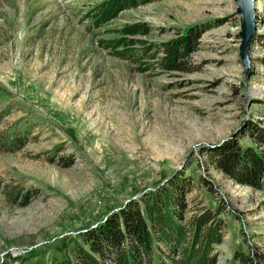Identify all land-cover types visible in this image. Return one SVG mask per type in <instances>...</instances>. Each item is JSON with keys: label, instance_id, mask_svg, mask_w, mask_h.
Instances as JSON below:
<instances>
[{"label": "rangeland", "instance_id": "374dc122", "mask_svg": "<svg viewBox=\"0 0 264 264\" xmlns=\"http://www.w3.org/2000/svg\"><path fill=\"white\" fill-rule=\"evenodd\" d=\"M102 1L0 0V264L59 263L63 243L86 247L87 231L180 178L175 221L206 208L221 220L211 264H264V187L216 165L224 145L260 148L264 0L247 74L233 0H145L97 25ZM192 27L185 69L163 68L160 44ZM176 246L155 235L142 261L173 264Z\"/></svg>", "mask_w": 264, "mask_h": 264}, {"label": "trees", "instance_id": "16d2710c", "mask_svg": "<svg viewBox=\"0 0 264 264\" xmlns=\"http://www.w3.org/2000/svg\"><path fill=\"white\" fill-rule=\"evenodd\" d=\"M143 1L145 0H103L97 5L96 24L106 23L123 8L133 7ZM202 29L189 28L183 34L160 44L158 50L164 52V56L159 59L160 65L168 70H184L189 53L196 49ZM109 43L114 46L118 44L117 41ZM250 135L258 143L259 150L224 145L216 150V165L235 181L260 188L264 187V129L253 124ZM176 182L177 184L171 183V190L163 188L147 198L143 211L137 202L132 201L97 227L87 231L83 235L86 247L76 245L72 248L63 243L61 248L69 256L65 255V258L56 264H74V261L77 264H99L98 258L110 257L115 259L116 264H146L142 261V255H148L147 262L150 263L152 238L155 235L165 244L172 242L179 245L176 248L180 257L174 260L173 264L213 263L215 259L212 248L221 242V220L206 208L200 214H194L185 224L176 222L171 212L172 205L181 208L185 205L180 186L184 180L180 178ZM147 220L155 232L149 228ZM235 257H240L243 264H251L250 259L242 254Z\"/></svg>", "mask_w": 264, "mask_h": 264}, {"label": "water", "instance_id": "95a60500", "mask_svg": "<svg viewBox=\"0 0 264 264\" xmlns=\"http://www.w3.org/2000/svg\"><path fill=\"white\" fill-rule=\"evenodd\" d=\"M236 4L235 12L239 16L240 30L238 35L240 36V42L238 46V56L244 67L245 73L249 72L250 58L248 49L250 41L252 40L255 31V0H233Z\"/></svg>", "mask_w": 264, "mask_h": 264}, {"label": "bare ground", "instance_id": "6f19581e", "mask_svg": "<svg viewBox=\"0 0 264 264\" xmlns=\"http://www.w3.org/2000/svg\"><path fill=\"white\" fill-rule=\"evenodd\" d=\"M261 91H263L262 87L256 86L254 88H251V94H261Z\"/></svg>", "mask_w": 264, "mask_h": 264}]
</instances>
